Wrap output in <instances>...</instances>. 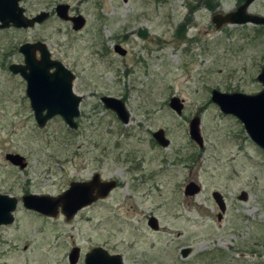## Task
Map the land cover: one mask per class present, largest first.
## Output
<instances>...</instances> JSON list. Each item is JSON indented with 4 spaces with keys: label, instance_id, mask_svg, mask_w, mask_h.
I'll list each match as a JSON object with an SVG mask.
<instances>
[{
    "label": "rangeland",
    "instance_id": "obj_1",
    "mask_svg": "<svg viewBox=\"0 0 264 264\" xmlns=\"http://www.w3.org/2000/svg\"><path fill=\"white\" fill-rule=\"evenodd\" d=\"M20 1L26 15L51 17L32 29L0 31V194L18 199L14 224L0 230V264H66L72 247L83 255L97 246L125 264H264V152L210 101L213 89L248 95L261 89L264 44L254 41V26L212 23L240 0H212L210 8L206 0ZM60 3L86 20L83 29L55 17ZM247 12L264 16V0ZM177 28L183 38L176 39ZM35 41L76 76L82 101L75 130L58 116L39 128L24 83L7 70L21 62L19 45ZM115 45L126 55L116 54ZM102 96L125 103L127 124L105 109ZM173 96L181 115L168 106ZM193 117L200 118L202 148L188 134ZM158 130L167 147L153 140ZM8 153L21 155L26 168L8 163ZM95 172L118 188L69 222L42 223L20 204L26 193L56 197ZM189 182L199 194H183ZM214 191L227 206L221 221ZM241 191L246 201L237 199ZM5 242L14 249L6 252Z\"/></svg>",
    "mask_w": 264,
    "mask_h": 264
},
{
    "label": "water",
    "instance_id": "obj_2",
    "mask_svg": "<svg viewBox=\"0 0 264 264\" xmlns=\"http://www.w3.org/2000/svg\"><path fill=\"white\" fill-rule=\"evenodd\" d=\"M252 0L239 6L235 11L226 15H215L212 22L218 29L222 24H264V18L249 15L246 8ZM57 16L63 20H71L73 28L78 30L84 25L82 17L69 19L67 17L68 6L58 5L56 7ZM48 17V13H40L35 18L29 20L24 18L23 10L18 7L17 0H0V28H31L35 23H40ZM40 53V60L34 59L35 52ZM115 51L120 55L125 52L116 46ZM19 52L24 55L25 66L11 65L9 71L13 74H20L26 82V96L30 100L31 110L34 119L42 128L48 120L59 115L65 121L70 129H76L77 125L74 118L79 116L78 103L80 98L76 97L71 88L72 75L58 61H51L49 52L42 43L24 44L19 48ZM53 72H49L51 69ZM258 82L262 85V90L253 95L243 93H221L212 90L210 93V101L215 104L219 111L224 115H230L236 118L242 125L249 140L264 152V69L257 77ZM104 106L114 111L117 118L123 123L128 122V114L120 100L113 98H102ZM169 107L177 114L181 112L183 107L180 100L172 97L169 101ZM189 137L199 147L203 145V139L200 134V119L195 117L189 123ZM152 138L156 143L164 148L169 142L164 137V132L158 130L152 134ZM12 166L25 168L26 164L23 158L18 155H7L5 157ZM115 187L114 182L100 183L98 176L95 175L90 182L72 183L67 191L57 198L48 196L27 195L22 197L21 202L24 208L44 214L46 216L56 215L58 208L61 213L69 221L73 215L83 207L91 204L97 199L105 198L108 193ZM198 188L193 183L185 188V195H194L198 192ZM96 193L93 196V193ZM213 198L220 209L224 213L225 206L222 197L218 193H213ZM240 199L245 200L246 196L241 194ZM17 201L15 198L0 194V226H7L13 223V212L16 210ZM221 219V215H218ZM148 225L156 230L157 221L154 218L148 220ZM73 251L71 257H76ZM188 248L182 249L180 254L185 258L189 254ZM75 260V259H74ZM119 256H109L100 248L94 249L86 256V264H121Z\"/></svg>",
    "mask_w": 264,
    "mask_h": 264
},
{
    "label": "flooded vegetation",
    "instance_id": "obj_3",
    "mask_svg": "<svg viewBox=\"0 0 264 264\" xmlns=\"http://www.w3.org/2000/svg\"><path fill=\"white\" fill-rule=\"evenodd\" d=\"M254 0H252L250 3H249V5L248 6H250L251 4H252V2H253ZM20 0H17V4H18V7L19 8H21L22 10H23V16H24V18H27V19H29V20H31V19H33V18H35L38 14H40V13H42V12H44V13H48V17L44 20V21H42V22H40V23H35L34 25H33V27H31V28H15V27H12V26H10V27H8V28H0V31H4V30H8V29H17V30H28V29H32V28H34L35 26H39V25H41V24H43V23H45L47 20H49L50 19V17H51V13L50 12H48V11H41V12H39V13H37V14H35V15H33V16H28V15H26V12H25V9L21 6V4H20ZM246 2V0H240V5H238V7L239 6H242L244 3ZM58 5H67L68 6V11H67V17L69 18V19H71V18H76V17H82L81 15H70L69 13H70V6L68 5V4H64V3H60V4H57L56 6H55V8H54V15H55V17H57L59 20H61V21H63V22H68V23H70V25H71V29H73L74 31H79V30H81V29H83L84 28V26H85V24H86V20L84 19V25L82 26V28H80V29H78V30H75L74 28H73V22L71 21V20H63V19H61V18H59L58 16H57V13H56V7L58 6ZM205 6H207V7H211L212 6V0H206V2H205V4H204ZM237 7V8H238ZM236 8V9H237ZM248 8V7H247ZM247 8H246V13L247 14H249L248 12H247ZM235 9V10H236ZM234 10V11H235ZM231 12H233V11H231ZM230 13V12H229ZM226 15V14H225ZM249 15H255V16H258V17H261V18H264V16H262V15H257V14H249ZM213 23V22H212ZM214 24V23H213ZM247 24H251V23H243V24H237V25H241V26H243V25H247ZM222 25H224V24H222ZM221 25V26H222ZM251 25H253L254 26V28H253V30H251V32L253 31L254 32V34H253V37H254V41H262L263 43L262 44H264V24H251ZM214 26H215V28H216V25L214 24ZM221 26H219V28L221 27ZM218 28V29H219ZM217 29V28H216ZM178 30V28L176 29V31ZM176 31L174 32V35H175V33H176ZM252 32V33H253ZM177 39V38H176ZM39 41H35V42H25V43H23V44H20L19 45V47L17 48V52L19 53V55L21 56V62L20 63H11V64H9L8 66H7V70L9 71V67L11 66V65H17V66H25V59H24V55L22 54V53H20L19 52V48L21 47V46H23L24 44H35V43H38ZM39 43H42V42H39ZM43 45H44V43H42ZM45 46V45H44ZM116 46H118V47H120V49H122L124 52H125V54L124 55H126V50L125 49H123L120 45H115L114 46V48H113V50H114V52L116 53V54H118V55H120L118 52H116L115 51V47ZM45 48H46V50L48 51V49H47V47L45 46ZM49 52V51H48ZM124 55H120V56H124ZM49 58H50V60L51 61H58V60H55V59H53L52 57H51V53L49 52ZM34 59L36 60V61H38V60H40V53L39 52H35V54H34ZM58 62H60V61H58ZM61 64H62V62H60ZM63 65V64H62ZM64 66V65H63ZM64 68L65 69H67L69 72H70V74L72 75V77H73V79H72V82H71V88H72V92H73V94L76 96V97H78V98H80V101H79V103H78V109H79V107H80V104H81V101H82V97L80 96V95H77L75 92H74V81H75V79H76V76H75V74L70 70V69H68L66 66H64ZM264 69V66L260 69V71H259V73H258V75L256 76V80H257V77L259 76V74L262 72V70ZM54 71V69L52 68L49 72L51 73V72H53ZM10 72V71H9ZM10 74H12L11 72H10ZM13 75V74H12ZM13 76H18L19 77V79H20V81H22L23 83H24V95H25V97H26V99H27V101H28V104H29V108H30V110H31V106H30V100L28 99V97L26 96V82H25V80L22 78V76L20 75V74H16V75H13ZM258 81V80H257ZM260 83V82H259ZM260 85H261V83H260ZM213 90H215V89H213ZM262 90V85H261V89H260V91ZM212 91V90H211ZM259 91V92H260ZM258 92V93H259ZM211 93V92H210ZM236 93V92H235ZM229 94H231V93H229ZM244 94V93H243ZM246 95H248V94H246ZM105 97H107V98H113V97H109V96H102L101 98H100V101H101V99L102 98H105ZM174 97V96H173ZM172 98V97H171ZM170 98V99H171ZM177 98V97H176ZM113 99H116V100H120L122 103H123V105H124V108H125V110H126V112H127V114H128V121H129V113H128V111H127V109H126V107H125V103L121 100V99H117V98H113ZM170 99H169V101H170ZM101 103H102V105L104 106V104H103V102L101 101ZM212 103V102H211ZM168 106H169V102H168ZM105 107V106H104ZM170 108V107H169ZM105 109H107L106 107H105ZM171 109V108H170ZM182 109H183V107H182ZM182 109H181V112L179 113V114H177L174 110V112L176 113V115H181V113H182ZM107 110H110V109H107ZM172 110V109H171ZM32 111V110H31ZM110 111H112V110H110ZM115 115H116V113L114 112V111H112ZM33 113V112H32ZM79 115H80V111H79ZM56 116H58V117H60L61 119H62V117L61 116H59V115H56ZM56 116H54V117H56ZM54 117H52L51 119H53ZM79 117V116H78ZM78 117H76V118H74V122L76 123V119L78 118ZM116 117H117V115H116ZM33 118H34V114H33ZM193 118H195V117H193ZM192 118V119H193ZM197 118H199V117H197ZM50 119V120H51ZM118 119V118H117ZM191 119V120H192ZM200 119V118H199ZM35 120V119H34ZM190 120V121H191ZM49 121V120H48ZM47 121V122H48ZM62 121L65 123V121L62 119ZM118 121L119 122H121L122 124H127V123H123L121 120H119L118 119ZM190 121H189V123H190ZM35 123H36V121H35ZM189 123H188V134H189ZM36 125H37V123H36ZM46 125V124H45ZM65 125H66V123H65ZM76 125H77V123H76ZM38 126V125H37ZM67 126V125H66ZM39 127V126H38ZM68 127V126H67ZM43 128V127H42ZM69 128V127H68ZM70 129V128H69ZM76 129H77V127H76ZM70 130H75V129H70ZM163 131V130H162ZM156 132V131H155ZM164 132V131H163ZM154 133V132H153ZM152 133V134H153ZM152 134H151V136H152ZM164 137H165V134H164ZM165 139H166V137H165ZM203 139V138H202ZM154 140V139H153ZM155 141V140H154ZM156 142V141H155ZM169 142V141H168ZM197 145V144H196ZM168 146V145H167ZM166 146V147H167ZM198 146V145H197ZM199 147V146H198ZM202 147H203V145H202ZM202 147H200V148H202ZM18 155V156H20V157H22L21 155H19V154H17V153H8V154H6L5 155V157L7 156V155ZM23 158V157H22ZM6 160V159H5ZM8 162V161H7ZM23 162L26 164V162H25V160H24V158H23ZM9 163V162H8ZM27 165V164H26ZM19 168V167H18ZM25 168H26V166H25ZM20 169V168H19ZM24 169V168H23ZM22 170V169H21ZM95 175H97L98 176V180H99V182L100 183H108V182H114V184H115V187L108 193V195L105 197V198H103V199H97V200H95L94 202H92L91 204H89V205H87V206H85V207H83L82 209H80L78 212H76L74 215H73V217L70 219V220H72V219H74L75 218V216H77L80 212H83V211H85V210H90V209H92L94 206H96L97 204L99 205L100 203H102L103 201H105V200H107L108 199V196L111 194V192L112 191H114L115 189H117L118 188V186H119V183L116 181V180H113V179H107V180H104V179H102V177H101V175H100V173H98V172H95V173H93L92 175H91V177L89 178V179H87L86 181H76V182H70V184H72V183H87V182H90L92 179H93V177L95 176ZM191 183H193L194 184V186H196L199 190H198V192L197 193H195L194 194V196L195 195H197V194H199L200 193V191H201V188H200V186L198 185V184H196V183H194V182H189V183H187L185 186H184V192H183V194L185 195V188H186V186H188L189 184H191ZM70 184L68 185V187H67V189L66 190H64L63 192H61V193H59V194H57L56 195V197H51V198H57L58 196H60V195H62L65 191H67L68 189H69V187H70ZM213 193H218V194H220V196L222 197V201H223V203H224V206H225V211H224V213H221L220 212V209H219V207L217 206V204H216V202H215V200H214V198H213ZM241 194H244V196H246V199L245 200H242V199H240V197H241ZM1 195H6V194H1ZM27 195H33V194H29V193H26V194H24L22 197H24V196H27ZM96 195V193L94 192L93 193V196H95ZM7 196H9V195H7ZM37 196H48V195H37ZM186 196V195H185ZM188 197H193V195H191V196H189V195H187ZM9 197H12V196H9ZM21 197V198H22ZM48 197H50V196H48ZM12 198H14V197H12ZM16 199V198H15ZM211 199L213 200V202L215 203V205H216V207H217V209H218V213H217V215H216V218H217V221H221L222 220V218H223V215L225 214V212H226V210H227V206H226V202H225V200H224V197H223V195L219 192V191H214V192H212L211 193ZM237 199L239 200V201H246L247 200V194L244 192V191H241L240 193H239V195L237 196ZM21 200L22 199H20V204L22 205V207H23V209H25V211L26 212H29V213H31L32 215H34V217H36L38 220H40V221H44V222H42V223H45V222H48V223H50L49 221H52V223L54 222L53 220H57V219H59V218H62L65 222H69V221H67L66 220V218H65V216L61 213V208L59 207L58 208V210L56 211V215L55 216H53V215H49V216H46V215H44V214H41V213H38V212H35V211H33V210H29V209H26V208H24V206H23V204H22V202H21ZM16 201H17V205H16V210H17V207H18V199H16ZM97 205V206H98ZM16 210L13 212V218H14V220H13V223L12 224H10V225H7V226H0V230L1 229H4V228H9L10 226H12L13 224H14V222H15V212H16ZM221 215V219L219 220L218 219V215ZM150 218H154V217H150ZM149 218V219H150ZM148 219V220H149ZM155 219V218H154ZM156 220V219H155ZM51 224V223H50ZM147 224H148V222H147ZM262 225V224H261ZM149 226V225H148ZM157 226H158V223H157ZM149 228L150 229H152L150 226H149ZM157 229H158V227H157ZM156 229V230H157ZM152 230H154V229H152ZM156 230H154V231H156ZM261 234H263V233H261ZM258 242H255V245H258L257 244ZM5 245H3V246H5L6 247V252L8 251V250H13L14 249V245H13V243H11V242H5L4 243ZM36 246H39L38 244L37 245H35V246H33V247H36ZM4 247V248H5ZM241 247V246H240ZM240 247L239 248H235V250H238V253H241L242 251H241V249H240ZM96 248H100V249H102L103 251H105L109 256H119L120 258H121V264H125V262H124V260H123V258H122V256H120L119 254H111L110 252H108V250L107 249H105L104 247H100V246H97V247H94V248H92V249H90V251L89 252H86L85 254H83V255H80L81 253L79 252V249L77 248V247H72L70 250H69V252H68V254H67V256H66V264H86L85 263V259H86V256L89 254V253H91L94 249H96ZM242 248V247H241ZM25 249H26V247H25ZM33 251H34V249H31V250H29L28 251V253H32L33 254ZM73 251H77L76 252V257L74 258V257H71V254H72V252ZM181 252V251H180ZM181 255V254H180ZM182 257V256H181ZM187 257V256H186ZM75 259V260H74ZM27 262H28V260H27ZM60 264H62V263H65L64 261L63 262H59ZM27 264V263H26Z\"/></svg>",
    "mask_w": 264,
    "mask_h": 264
},
{
    "label": "trees",
    "instance_id": "obj_4",
    "mask_svg": "<svg viewBox=\"0 0 264 264\" xmlns=\"http://www.w3.org/2000/svg\"><path fill=\"white\" fill-rule=\"evenodd\" d=\"M175 36H176L177 39L178 38H183V35L178 33V30L176 31Z\"/></svg>",
    "mask_w": 264,
    "mask_h": 264
}]
</instances>
